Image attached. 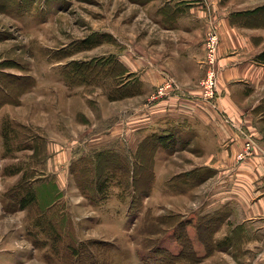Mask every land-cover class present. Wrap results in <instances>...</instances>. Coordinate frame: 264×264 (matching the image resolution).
Instances as JSON below:
<instances>
[{"label": "crops", "instance_id": "crops-1", "mask_svg": "<svg viewBox=\"0 0 264 264\" xmlns=\"http://www.w3.org/2000/svg\"><path fill=\"white\" fill-rule=\"evenodd\" d=\"M140 3L133 2L125 10L124 55L116 59L112 70L104 72L98 67L91 78L68 79L53 101L46 98L41 114L44 123L35 125L44 130L49 157L56 162L50 163L56 173L51 182L62 196L73 185L80 190L69 165L84 157L85 143H92L100 160L128 159L129 155L130 159H140L142 168V160L151 159L148 167L153 180L147 199L157 190L163 196L170 195L174 206L188 197L194 209L183 213L179 209L176 214L205 226V232L220 222L212 234L216 241L229 239L225 251L236 246L247 253L253 244L257 248L253 256L259 258L258 264H264V157L256 152L238 159L245 136L264 150V0ZM133 6L140 9V19L133 14ZM210 27L219 35L218 96L205 102L200 82L205 73L204 37ZM167 80L178 90L156 96ZM84 88L95 92L93 105H82L83 97L76 94L84 96ZM93 108L101 113L96 114ZM92 109L97 126L78 120L80 116L86 119ZM118 143L126 145L128 154H117ZM173 157L184 159L188 166L180 165L173 172L159 168L162 161ZM68 173L69 180L63 176ZM138 174L141 178L136 177V181L143 189L146 176L142 178L143 171ZM61 207L70 216L66 219L75 233L81 222L75 223L67 207ZM217 216L220 219L214 220ZM88 220V225L96 222ZM190 231L195 237L194 228ZM30 248L28 264H33L32 259L36 264L38 248L33 244Z\"/></svg>", "mask_w": 264, "mask_h": 264}, {"label": "rangeland", "instance_id": "rangeland-1", "mask_svg": "<svg viewBox=\"0 0 264 264\" xmlns=\"http://www.w3.org/2000/svg\"><path fill=\"white\" fill-rule=\"evenodd\" d=\"M133 2L141 4V0H0V86L8 89L5 97L9 100L0 107V264H28L32 244L38 248L36 264H146L142 258L148 256V247L160 246L158 241L163 242L161 247L177 252V240L171 237L167 239L163 234L146 235L144 229L151 224L152 231H157V217L165 216L170 222L172 219L169 220V215H179L175 211L180 209L183 213L193 210L188 197L174 206V199L169 201L170 195L163 196L157 190L149 199L142 198V207L140 196L130 205L133 192L128 187L132 182L130 178L137 175L139 180L141 176L138 172L141 171L142 178L147 177L148 168L150 172L152 169L148 167L151 160H142L145 164L142 168L138 165L140 159H130L129 155H126L128 159L100 160L95 156L97 153L92 143H85L82 150L84 157L65 165L66 170L69 165V173L80 190L71 183L73 186L67 190V194L61 196L65 200L60 199L54 211L61 214L60 207L65 205L75 223L81 222L73 233L80 238L76 240L75 247L82 249L80 256L75 258L69 256L65 249L67 244L72 243L70 237L57 241L50 236V230L40 233L33 226L34 221L40 218L38 209L31 206L21 211L18 205L20 193L17 186L28 183L39 188L56 177L51 169L56 162L49 157L44 130L35 125L44 123L41 114L46 98L53 101L54 96L60 94L62 84L69 80L79 81L86 75L91 78L98 67L104 72L112 70L116 59L124 55L122 36L125 10ZM132 10L140 19V9L133 6ZM77 65L78 70L75 69ZM36 88L37 91L32 94ZM82 92L84 96L76 93L83 97L82 105L88 106L89 102L93 105L97 98L95 92L86 88ZM155 95L158 96L157 91ZM33 97V103L37 102V105L33 104L35 109L32 108ZM82 105L79 104L81 109ZM93 109L96 114L101 113ZM93 109L92 114L87 111L86 119L80 116L78 120L97 126ZM31 118L32 124L29 123ZM115 149L119 155L128 154L123 143H118ZM98 161L105 165L109 162L112 164L109 168L113 180L109 181L105 201H99L100 196L87 189L97 179L95 163ZM180 165L188 166L184 159L173 157L162 161L159 168L173 172ZM17 170L18 174H12ZM106 172H102L103 175ZM69 173L63 175L67 180ZM89 202L91 207L88 206ZM73 207L77 208L74 210ZM76 211H79L78 214ZM87 220L96 222L88 225ZM55 224L59 228V220H55ZM189 242L197 245L192 239ZM79 243L85 246H79ZM252 245L247 253L236 246L227 251H211L209 248L208 253L200 255L202 258L197 262L183 260L184 257L176 260L178 264H258L259 258L253 256L257 248L254 249ZM164 264H168V261Z\"/></svg>", "mask_w": 264, "mask_h": 264}, {"label": "trees", "instance_id": "trees-1", "mask_svg": "<svg viewBox=\"0 0 264 264\" xmlns=\"http://www.w3.org/2000/svg\"><path fill=\"white\" fill-rule=\"evenodd\" d=\"M79 65V64H78ZM76 66V70L79 69V66ZM30 85V84H29ZM33 86V83H32ZM28 87V86H26ZM7 88H3L0 86V107L4 104L9 103V100L5 97ZM9 126V125H6ZM5 129V127H4ZM108 159V158H105ZM151 160V159H150ZM111 161V160H110ZM149 161V160H148ZM94 165V162H92ZM96 164L97 168V179L94 180L93 183H91V186L87 189H91L95 191L97 196L99 197V201H105L107 199V189L110 187L109 181L110 179L113 180V177L110 174V166L112 164L109 162L108 165H105V163H101L98 161ZM107 171L105 175H103L102 172ZM19 170L13 172L12 174H18ZM110 175V176H109ZM149 175V177H148ZM111 177V178H110ZM132 185H128L129 189L131 187L132 189V197L130 201V205L133 204L135 200H137L138 196H140V205H142V198L144 199L147 197L151 190H149V186H151L153 175L147 174V177L145 179L144 187L143 189L140 188L141 186L136 181V176H133ZM26 183V182H25ZM140 186V187H139ZM18 192L20 193V199H19V210H26L29 207H36L38 209V213L40 215V218L33 223V226L40 232L45 233L48 230L52 232L51 237H53L55 240L59 241L63 237L67 238L70 237L72 240V243L67 244L65 249L69 252V256L75 258L77 256H80V251L82 250L81 247H75L76 240L73 235V230L70 222H67V216L65 215V211H62L64 208L60 207L61 214H57L54 210L55 207L58 204V201L61 199V192L58 191L56 186L50 181L49 183L44 182L42 186H39V188H35L30 186V184H21L20 186H17ZM88 191V190H87ZM53 211V213H51ZM51 213V214H50ZM64 213V214H63ZM52 216V218H51ZM56 217L55 219L53 218ZM172 216V217H170ZM59 217V218H57ZM180 215H169V220L172 219V221L168 222V218L165 216L157 217L156 221L159 225V228L157 231H152V225L148 224V227L144 229V234L153 235L156 233V235L164 236L165 238H174L177 240L176 244L178 247V250L171 251L170 249H166L163 246L161 241H158V245H160L157 248H149L147 249L148 256H144L142 258L143 262L146 264H164L168 261V264H174L177 263V258H183L186 260H193L197 262L202 258L203 253L207 254L209 251V248L211 251L213 250H219V249H225V246H227L228 238L216 241L213 237L215 229L218 227L219 223L218 221L214 222L213 229L208 230L205 232L203 225L197 224L191 220V219H183V217H180ZM47 219V220H46ZM55 220H59V228L55 224ZM58 223V222H56ZM167 226V228H165ZM190 228H194L196 231L195 237L191 236ZM208 228V227H207ZM49 232V231H48ZM71 232V234H70ZM162 232V233H161ZM167 234H171L167 235ZM167 235V236H166ZM60 237V238H59ZM152 237V236H151ZM194 240L195 244L197 242V245H193L190 243V240ZM148 241H153L151 239H147ZM182 240V241H181ZM75 244V245H74ZM79 246H85L83 243H79ZM195 246V247H194ZM144 248H147L144 246ZM81 249V250H80ZM57 252H59L57 250ZM198 252V253H197ZM194 253V254H192ZM67 262V261H66ZM68 264L70 262H67ZM75 264V263H73ZM178 264V263H177Z\"/></svg>", "mask_w": 264, "mask_h": 264}, {"label": "built area", "instance_id": "built-area-1", "mask_svg": "<svg viewBox=\"0 0 264 264\" xmlns=\"http://www.w3.org/2000/svg\"><path fill=\"white\" fill-rule=\"evenodd\" d=\"M219 46L218 32L215 27H210L204 37L205 60L204 77L200 82L201 100L205 102L215 101L218 96L217 90V52ZM178 88L172 80H167L158 88V96L177 91ZM264 157V150L251 138L245 136L244 151L238 155L239 160L253 156L255 153Z\"/></svg>", "mask_w": 264, "mask_h": 264}]
</instances>
